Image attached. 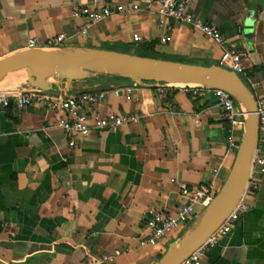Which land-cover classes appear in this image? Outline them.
Segmentation results:
<instances>
[{"label":"crops","instance_id":"obj_1","mask_svg":"<svg viewBox=\"0 0 264 264\" xmlns=\"http://www.w3.org/2000/svg\"><path fill=\"white\" fill-rule=\"evenodd\" d=\"M145 0H0V59L40 48L66 35L62 47H94L203 66L224 65L223 49L190 25L161 28L156 11L125 10L80 29L77 7ZM188 9L243 51L241 76L256 99L264 96V0H187ZM135 35L141 37L135 40ZM171 35L169 43L161 38ZM25 71L10 74L0 91L26 93ZM53 96L106 92L90 115L109 113L136 122L93 129L70 146L58 114L43 103L0 107V264H153L193 221L163 241L143 246L152 212L175 214L186 202L179 182L211 184L216 193L236 159L245 123L229 143L228 123L215 95L196 97L178 87L160 89L116 76L87 73L51 80ZM128 83V85H125ZM127 94H117V89ZM256 155L264 158V126ZM243 202L248 211L202 264H264V167L254 170Z\"/></svg>","mask_w":264,"mask_h":264},{"label":"water","instance_id":"obj_2","mask_svg":"<svg viewBox=\"0 0 264 264\" xmlns=\"http://www.w3.org/2000/svg\"><path fill=\"white\" fill-rule=\"evenodd\" d=\"M19 71H25L31 87L46 92L56 90L51 81L53 78L74 81L91 72L143 85L162 83L183 89H221L242 104L246 110L245 132L225 183L195 223L153 264H181L207 242L243 200L259 148L261 126L257 100L235 70L221 65L203 66L94 47H35L0 59V83Z\"/></svg>","mask_w":264,"mask_h":264},{"label":"built area","instance_id":"obj_3","mask_svg":"<svg viewBox=\"0 0 264 264\" xmlns=\"http://www.w3.org/2000/svg\"><path fill=\"white\" fill-rule=\"evenodd\" d=\"M128 9L134 11H156L160 17L159 26L161 28H167L168 30L172 28L171 21L190 25L221 46L223 49L222 62L224 63L221 66L233 69L239 74L244 72V67L241 64V59L244 55L243 51L230 44L218 27L197 19L189 11L187 0H145L143 4L140 2L132 3L128 8L124 7V5L96 2L92 5L75 8L73 10V17L76 19H86L85 25L80 29L81 33H86L88 27L91 25L110 17L114 13L123 12ZM135 40L140 41L141 37L135 35ZM171 40V35H165L161 38L162 43H169ZM65 41L66 35L60 34L49 41L48 47L49 49L62 48ZM38 46L39 43L36 39L29 41L28 48ZM156 85L160 89L174 87L162 83H157ZM186 90L190 91L196 97H203L207 92H212L215 95L219 106L222 108L223 117L228 123L229 143L231 146H235L233 142L234 133L244 123L246 115V110L242 104L231 94L221 89L189 88ZM129 92L122 88L116 90L117 94L122 95H128ZM105 96L106 92L103 91L99 93H84L79 96L56 97L49 94V92L32 87L26 93L0 91V107H9L12 101L20 108L36 103L45 104L50 110L58 114H63L60 118V126L70 137V146H75L78 138L88 136L93 129L114 131L124 124L138 120L136 116L124 117L114 113H109L107 116H101L99 114L90 115L87 112L88 105L103 100ZM256 100L260 126H264V96ZM263 167L264 158L256 155L253 161L252 172L257 169L263 170ZM179 186L180 194L185 197L186 202L179 207L175 214L154 211L151 213L152 215L146 220L147 234L140 241L143 246L160 247L165 239L194 220L198 206L205 209L217 194L211 184L190 187L187 183L181 181L179 182ZM247 211L248 206L242 200L207 242L181 264H202L208 252L220 242L221 238L232 231L235 224ZM83 264L93 263L91 261H85Z\"/></svg>","mask_w":264,"mask_h":264}]
</instances>
